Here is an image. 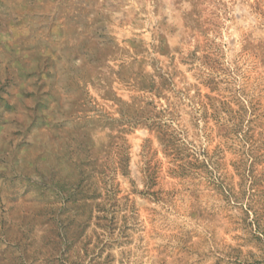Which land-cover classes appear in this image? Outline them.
I'll use <instances>...</instances> for the list:
<instances>
[{"label": "rangeland", "instance_id": "rangeland-1", "mask_svg": "<svg viewBox=\"0 0 264 264\" xmlns=\"http://www.w3.org/2000/svg\"><path fill=\"white\" fill-rule=\"evenodd\" d=\"M0 264H264V0H0Z\"/></svg>", "mask_w": 264, "mask_h": 264}]
</instances>
